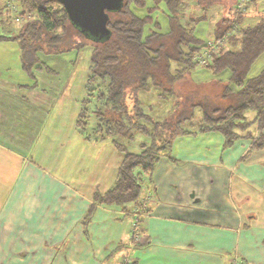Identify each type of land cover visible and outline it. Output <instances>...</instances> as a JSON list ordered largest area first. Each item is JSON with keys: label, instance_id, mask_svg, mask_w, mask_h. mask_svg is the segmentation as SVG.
Instances as JSON below:
<instances>
[{"label": "crops", "instance_id": "crops-1", "mask_svg": "<svg viewBox=\"0 0 264 264\" xmlns=\"http://www.w3.org/2000/svg\"><path fill=\"white\" fill-rule=\"evenodd\" d=\"M12 1L16 13L0 0V14L4 7L22 25L19 0ZM259 6L264 0L251 1L241 26L255 24L248 11ZM36 59L24 68L18 43L0 40V256L13 257L4 264H264V149L245 156L246 139L223 149L216 132L172 141L139 210L100 205L83 223L120 161L110 140L87 142L47 119L53 89L42 78L45 61ZM200 68L190 71L191 83L213 88L218 99L227 74Z\"/></svg>", "mask_w": 264, "mask_h": 264}, {"label": "trees", "instance_id": "trees-1", "mask_svg": "<svg viewBox=\"0 0 264 264\" xmlns=\"http://www.w3.org/2000/svg\"><path fill=\"white\" fill-rule=\"evenodd\" d=\"M159 1L154 0L155 5ZM163 1L169 12L167 30L162 32L153 21L150 8H145L144 15L133 11V7L144 8L145 0H123L118 11L107 13L109 37L98 40L73 25L55 0H19V16L24 20L18 34L0 36V40L17 41L26 69L37 61L38 51H57L65 38H86L92 43L75 129L87 142L110 140L121 160L108 189L93 193L83 223L100 205L129 212L141 207L155 164L162 156L170 158L177 136L216 132L223 136V149L246 139L251 144L245 156L264 149V66L253 71L254 63L264 56V22L241 26L240 17L224 16L216 24L211 37L226 36L235 26L227 42L237 46L221 50L202 66L217 77L227 74L219 97L224 103L211 106L210 97L198 93L201 87L191 83L189 74L198 66L193 57L204 44L193 35L190 24L195 19L182 21L181 0ZM26 15L31 18L26 20ZM69 27L76 34L73 40ZM217 81L221 82L220 77ZM182 82H190L197 90L181 88ZM197 109L202 117L196 128H184L186 122L195 121Z\"/></svg>", "mask_w": 264, "mask_h": 264}, {"label": "rangeland", "instance_id": "rangeland-1", "mask_svg": "<svg viewBox=\"0 0 264 264\" xmlns=\"http://www.w3.org/2000/svg\"><path fill=\"white\" fill-rule=\"evenodd\" d=\"M228 1L181 0V4L178 6V13L180 14V17L184 23H188V20L191 18L195 19L190 24L193 27V35L196 37V39L205 42L213 35L216 24L219 23L224 18V16H229V7L231 4H229ZM15 2H17V0H15ZM201 2H204V4ZM147 7L151 9L153 21L159 24L160 30L162 32L165 31L167 28L166 21L169 12L164 1L160 0L155 5L154 0H145L144 8L133 7V11L140 15H144L145 8ZM260 7L261 6H259L257 9L255 8L254 12L252 10L248 11V14H250L252 17V21L255 23L258 21L264 22V10H261ZM1 13L0 35L8 37L17 35L19 27L18 24L20 23L14 22L12 16L6 8L3 7ZM149 26L152 27V25ZM152 30L156 31L155 29ZM67 33L70 35V37L72 35V40L76 38L75 31L72 30L71 27H69ZM91 51L92 43L88 39L79 38L71 41V39L65 38V40L59 42L57 45V51L52 50L48 53H43L42 51L37 52L38 58L43 62L45 61V65H47V67L41 64L39 65L43 68L42 71L44 76H42V78L44 83L47 84V87L53 89L51 92H53L54 102L52 105V110H50L47 114V119L53 122L57 128H60L63 131H68L71 129V131L73 130L74 132L78 133L75 129V120L79 111L80 101L85 95ZM7 55L12 54L8 52ZM263 66L264 56L259 58L254 63L253 71L256 72ZM199 70L201 71L200 66H196L194 68V72ZM182 83L183 84L181 88L183 89H187L188 91H194V89L197 90L196 88H193V86H190V82H188V85L185 82ZM210 89H207L206 86L204 88L198 89V93L200 92V94H204L210 92L211 95L209 97L211 101L209 104L211 106H221L224 102H221L219 98L217 99V96L212 97V95L214 96V93L211 92ZM220 91L222 90L220 89ZM48 92L51 94L50 91ZM149 101L151 102L153 100ZM195 117V121L186 122L183 127L189 129L196 128L198 125V120L202 117V111L200 109L195 111ZM80 138L82 137L80 136ZM130 148L132 147L130 146ZM117 157L120 161L121 156L118 153ZM263 195L262 197L264 199ZM135 209L139 210V206H136ZM12 258L13 257L0 256V264H4L3 261H12Z\"/></svg>", "mask_w": 264, "mask_h": 264}, {"label": "water", "instance_id": "water-1", "mask_svg": "<svg viewBox=\"0 0 264 264\" xmlns=\"http://www.w3.org/2000/svg\"><path fill=\"white\" fill-rule=\"evenodd\" d=\"M69 21L94 39L108 38V12L118 11L123 0H55Z\"/></svg>", "mask_w": 264, "mask_h": 264}, {"label": "built area", "instance_id": "built-area-1", "mask_svg": "<svg viewBox=\"0 0 264 264\" xmlns=\"http://www.w3.org/2000/svg\"><path fill=\"white\" fill-rule=\"evenodd\" d=\"M7 8L10 7L13 13H16L14 6L12 5V0H5ZM252 0H236L233 6L232 18L235 19L239 17L243 12L246 11L248 5ZM17 15V14H16ZM31 17L26 15L25 19H30ZM16 20H19V16H16ZM24 20V19H23ZM235 25V24H233ZM233 30L226 33V36H221L219 38L210 37L208 38L199 52L193 57V62L198 66H205L216 58L221 50H224L227 43V37L233 34L235 26L232 28ZM142 207V206H141ZM136 211V210H134ZM138 217L135 216V222L132 225V233L136 231L138 225Z\"/></svg>", "mask_w": 264, "mask_h": 264}]
</instances>
